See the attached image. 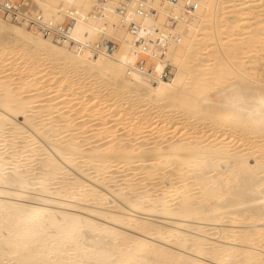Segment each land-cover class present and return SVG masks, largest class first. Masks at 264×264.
I'll return each mask as SVG.
<instances>
[{"label": "bare ground", "instance_id": "bare-ground-1", "mask_svg": "<svg viewBox=\"0 0 264 264\" xmlns=\"http://www.w3.org/2000/svg\"><path fill=\"white\" fill-rule=\"evenodd\" d=\"M38 1L47 16L94 5ZM150 1L162 23L167 1ZM73 34L115 36L119 48L92 57L0 16V264H264V85L253 56L249 73L234 66L264 49V0L200 1L167 30L175 73L155 84L125 72L131 37L114 12ZM11 49L23 66L13 73ZM46 66L59 69L42 81ZM53 77L77 101L49 94ZM160 111L261 137L167 135Z\"/></svg>", "mask_w": 264, "mask_h": 264}, {"label": "built area", "instance_id": "built-area-1", "mask_svg": "<svg viewBox=\"0 0 264 264\" xmlns=\"http://www.w3.org/2000/svg\"><path fill=\"white\" fill-rule=\"evenodd\" d=\"M166 1L169 8L162 23L157 22L159 11L150 0H94V5L85 14L73 7L60 6L51 16L43 13L37 0H0V16L23 24L46 38L65 43L78 52H87L92 57H115L120 43L118 37L92 40L87 34L83 37L73 34L77 21L100 18L106 11L114 12L131 37L133 60L121 61L125 72L155 84L171 80L175 73L167 30L173 28L181 16L194 13L200 4V0ZM131 15L135 18H130ZM147 20L151 22L147 23Z\"/></svg>", "mask_w": 264, "mask_h": 264}, {"label": "rangeland", "instance_id": "rangeland-1", "mask_svg": "<svg viewBox=\"0 0 264 264\" xmlns=\"http://www.w3.org/2000/svg\"><path fill=\"white\" fill-rule=\"evenodd\" d=\"M200 1H209V0H200ZM209 4H210V2H208ZM209 9H210V7H208V6H205V4L203 3V6L201 5V10L203 11V17H202V19H204L202 22H204V23H207L208 21H207V17H208V13H209ZM211 10V9H210ZM209 18H210V16H209ZM232 36H234V37H237V34H234V35H232ZM8 51H9V53H8ZM243 52V53H242ZM241 53L242 54H240L239 56H240V58H239V56L237 55V58H239L240 60H236V62H234V66H237L239 63L240 64H242L243 62L245 63H247V65H246V63L244 64V65H242L243 67H246V69L245 68H242V66L239 68V70H241V69H244V71L246 70V72H248V68L252 65V64H250L251 62H249L250 61V59H251V57L252 58H256L257 59V62L255 63V67H254V69L251 67V68H249L250 70H249V72L250 71H252L253 70V75H255V77L256 78H254V80H256V81H258V82H260V83H262L263 85H264V59L262 58L263 56V54H264V49H262L259 45H256V46H251V49H249V50H245V51H242ZM6 53V52H5ZM4 53V54H5ZM8 53V54H7ZM7 53L4 55V57H6L7 59H8V62L9 63H7V66L9 67V71H12V73H13V71H14V69H15V71H17L18 69H21L23 66L21 65V63L19 62L20 61V59L19 58H17V55H19L18 53H15L14 55H13V50L11 49V52H10V50H7ZM1 54V53H0ZM1 55H3V54H1ZM9 56V57H8ZM11 56V57H10ZM15 57V58H14ZM237 58H235V59H237ZM15 59V60H14ZM16 59H17V61H16ZM19 60V61H18ZM241 60H243L242 61V63H241ZM249 60V61H248ZM14 63H13V62ZM237 61H240L239 63L237 62ZM248 61V62H247ZM19 62V63H18ZM232 62V61H231ZM236 63H238V64H236ZM10 64V65H9ZM239 64V65H240ZM248 64H250V66H248ZM44 65H48V64H44ZM2 66H3V63H2ZM6 66V63H5V66H3V67H7ZM13 67V68H12ZM256 68V69H255ZM13 69V70H12ZM57 69H59V68H53V67H51V66H46L42 71H40V72H38L37 74H35V75H40L41 76V80L42 81H46V80H44L47 76H50V75H54V73H55V71L57 70ZM233 70H235V69H233ZM35 71V70H34ZM50 71H53L52 73L50 72ZM28 72V74H32L33 73V71H27ZM50 73V74H46V73ZM248 72V73H249ZM251 74H252V72H251ZM17 75V74H16ZM57 75H59V73L58 74H55V76H57ZM258 75V76H257ZM40 79H38L39 81H40ZM55 78L53 77L50 81H47V82H49L50 84H49V86L50 87H48V90H52L51 91V93H49V94H52V93H55L54 95H60V94H62L61 96H59L57 99H59V98H61V97H68V101H69V103H72V102H75V101H77V97L78 96H80L79 94H71V90L69 89V88H65V86L64 87H60V86H56V83H54V80ZM81 79H83V78H79V80H81ZM39 84H42V82H39L38 83V85ZM86 85L87 84H89V83H85ZM85 88V86L83 87V89ZM75 91V90H74ZM32 92H34V91H32ZM48 94V95H49ZM84 98V97H83ZM175 111V110H174ZM174 111H163V114H166V115H163V114H161L162 113V111H160V114H158V116H157V118L158 117H160V119L162 118L163 120H164V118H165V122L163 121L162 123H159L158 121L159 120H157V122H155V124H157V123H159V124H157L155 127H156V129L157 128H159L160 127V125H162L161 126V128L162 129H164V131H162V132H165V130H166V133H167V135H171L172 133L174 134V136L176 137V134L178 133V135H180V134H182V135H189L188 133H186L187 131L189 132V130H191V131H193L194 129H195V131L196 130H198V131H196L198 134H204V135H207L206 133H210V131H212V133H214L215 131H216V133L215 134H213V136H211V137H218V135L220 134L221 135V137H223V135L224 134H229V135H235L236 134V132H237V134L235 135V136H237V137H233V136H231L230 137V139L233 137V139H234V141L236 140V138H238L239 137V135H240V133L242 134V133H244L243 131L241 132H239L238 130H235L234 132H230L231 130H234V129H229L227 126H223V124L221 125V124H219V122L216 124V120L217 119H214L213 120V118H211L215 123H213V121L210 119L209 121H207L208 119H206V120H199L198 121V119H197V116H191V115H193V114H188L189 115V117H190V119H187V117H185V115H182V116H180V117H182L183 118V120L181 119V118H179V116H177L178 114L179 115H181V114H183V113H179V112H181V111H178V114H176V113H174ZM175 112H177V110L175 111ZM175 114V115H174ZM187 115V114H186ZM163 116V117H162ZM168 116H175V117H173L172 119H168ZM184 116V117H183ZM166 117H167V119H166ZM177 120H176V119ZM178 118H179V120L180 121H183V123L185 124H183V123H179L180 121H178ZM194 120H193V119ZM23 118H22V116H19V120H22ZM173 119H174V122H176V125H175V123L173 122ZM186 119V120H185ZM125 120H128V119H125ZM167 120L169 121V122H167ZM171 120V121H170ZM176 120V121H175ZM185 120V121H184ZM189 120V122L187 123V121ZM190 120H191V123H190ZM198 121L197 122V124H195L196 123V121ZM133 121V120H132ZM192 121H195V123H193L192 124ZM205 121V122H204ZM113 122V121H112ZM127 122H129V120L127 121ZM174 124H173V123ZM201 122V123H200ZM204 122V123H203ZM208 122H209V125H208ZM130 123H131V121H130ZM129 123V124H130ZM163 123H167V124H163ZM170 123H172V125L170 124ZM189 123H190V125H189ZM212 123V124H211ZM119 124V126L118 127H121V125L123 124L124 125V123H118ZM125 124H128V123H125ZM169 124V125H168ZM182 124H183V127H181L182 126ZM201 124V125H200ZM203 124H204V126H203ZM206 124V125H205ZM219 124V127L217 126ZM195 125H197L196 126V128H195ZM208 125V126H207ZM212 125V126H211ZM167 126H169V127H167ZM170 126H172V127H170ZM181 127V128H179V127ZM200 126V127H199ZM204 128H203V127ZM216 126V127H215ZM222 126V127H221ZM152 127V126H151ZM166 127H167V129H166ZM190 127V128H189ZM207 127V128H206ZM224 127V128H223ZM148 128V127H147ZM149 128H150V126H149ZM188 128V129H187ZM194 128V129H193ZM206 128V129H205ZM221 128V129H220ZM226 128V129H225ZM177 129V130H176ZM184 129V130H183ZM204 129V130H203ZM211 129H213V130H211ZM215 129V130H214ZM218 129V130H217ZM223 129H225V130H223ZM230 131H229V130ZM183 130V131H182ZM168 131V132H167ZM178 131V132H177ZM180 131H182V133L180 132ZM192 132V134L193 133H196V132ZM200 131V132H199ZM203 131V132H202ZM184 132H185V134H184ZM222 132V133H221ZM225 132V133H224ZM227 132V133H226ZM171 133V134H170ZM189 133H191V132H189ZM196 133V134H197ZM231 133H233V134H231ZM235 133V134H234ZM238 133H239V135H238ZM172 134V135H173ZM217 134V135H216ZM245 134H247V133H245ZM241 135L240 137H239V141H238V139H237V141L238 142H240V141H242V142H244L242 139H244L245 140V143L246 142H249V141H251V143L253 144V142L256 140L257 141V138L258 137H261V136H250V134H248V135ZM226 136V135H225ZM244 136H247V138H249L248 140H246L247 138H243ZM249 136V137H248ZM96 137V136H95ZM242 137V138H241ZM253 137H256V138H253ZM220 137H218L217 139H219ZM252 138L254 139V140H252ZM102 139H105V138H102ZM233 139H232V141H233ZM259 139H261V143L259 142ZM263 139H264V137H263ZM262 139V137L261 138H258V141H257V145H259L258 143H260V144H262L261 146H263L264 145V143H262V141L264 142V140ZM98 141H102L101 139L100 140H98ZM249 144H250V142H249ZM255 144V143H254ZM255 144V145H256ZM264 147V146H263ZM115 163V162H114ZM121 164V163H120ZM120 164H118V165H120ZM118 173H120V172H118Z\"/></svg>", "mask_w": 264, "mask_h": 264}]
</instances>
